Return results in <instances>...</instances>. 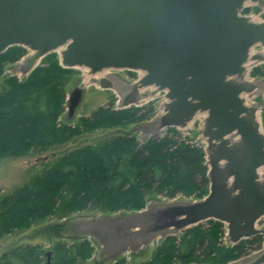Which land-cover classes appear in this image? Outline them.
<instances>
[{"label":"water","instance_id":"1","mask_svg":"<svg viewBox=\"0 0 264 264\" xmlns=\"http://www.w3.org/2000/svg\"><path fill=\"white\" fill-rule=\"evenodd\" d=\"M247 2L264 9V0H0V54L13 46L31 51L14 64L16 75L28 76L57 52L64 67L86 68L90 85L119 92L118 109L164 92L163 113L144 126L143 139L167 127L186 129L203 116L210 183L204 198L152 201L127 217L72 221L107 259L208 220L226 225L231 245L264 236L257 227L264 217L263 105L247 98L263 90L248 76L249 63H264V51L251 53L255 45L264 48V20L242 14ZM104 70L143 75L126 84ZM83 96L81 86L70 90L68 121ZM115 226L128 227V234L116 238ZM46 255L50 264L52 252ZM227 264H264V243Z\"/></svg>","mask_w":264,"mask_h":264},{"label":"trees","instance_id":"2","mask_svg":"<svg viewBox=\"0 0 264 264\" xmlns=\"http://www.w3.org/2000/svg\"><path fill=\"white\" fill-rule=\"evenodd\" d=\"M26 53V48L13 46L0 54V76L8 64L16 63ZM75 72L63 67L58 53L52 52L28 76L12 75L4 79L0 92V158L25 156L35 150L42 152L82 132L148 122L154 117L153 101L118 109L111 100L108 106H100L73 125L64 112L67 85ZM250 75L263 76L264 64L255 66ZM262 122L264 125V112ZM133 132L114 131L95 146L74 149L56 158L14 192L0 194V237L22 223L30 224L31 218L41 220L56 210L60 216L94 208L138 213L146 208V197L150 194L202 199L209 193L203 146L183 136L176 127H167L163 135L161 131L153 132L146 139ZM206 222L207 225L200 223L187 228L180 238L177 235L182 232L162 238L164 243L155 257L145 264H171L174 258L184 263L227 264L245 256L248 249L262 240L258 235L231 245L223 239L222 222ZM117 227L128 234V227L115 226L114 235L119 233ZM83 239L87 236L68 249L61 246L64 244L57 245L70 257L61 259L62 264H74L78 258L91 255L93 249ZM38 253L34 246L17 247L0 255V264H39ZM117 263L125 264L124 260Z\"/></svg>","mask_w":264,"mask_h":264},{"label":"rangeland","instance_id":"3","mask_svg":"<svg viewBox=\"0 0 264 264\" xmlns=\"http://www.w3.org/2000/svg\"><path fill=\"white\" fill-rule=\"evenodd\" d=\"M253 11L256 13L260 12L259 7L252 6ZM256 20H264V12L260 18H255ZM31 51L29 50V53ZM29 53H26L29 54ZM41 64V63H40ZM262 63L261 65H263ZM14 63L8 64L6 66L4 75L0 76V92L4 86V79L8 76L16 75L13 72ZM254 68V63H250V69ZM76 72L73 75L71 82L67 85L68 93L75 86H81L84 88V96L82 103L77 109V114L72 124H77L81 118L89 117L93 111L97 110L100 106H108L111 100L114 101L115 105H117L120 101L121 95L115 89L112 88H102L97 84H89V77L86 75V71L76 68ZM117 76H119L126 84H131L135 82L136 78L143 74L138 70H121L115 72ZM21 77V75H16ZM249 79H255L256 81H260L263 85V90L258 94V96H250L248 95V102H260L263 105L262 110L260 111V116L262 118V113L264 112V75L263 76H248ZM152 88L144 89L143 92H147ZM68 95V94H67ZM145 101H153L155 107V115L160 116L163 113L162 103L164 101L163 93H159L154 97H148ZM144 101V102H145ZM67 113V108L64 112V115ZM64 115L62 120H64ZM203 117V116H201ZM198 117L193 123L189 125L186 129H179L183 136H189L195 144L206 146L205 137L202 135V119ZM151 119V120H152ZM148 122L129 124L126 126L116 127L113 129H101L94 133L82 132L80 135L74 136L67 140L62 144H56L55 146L49 147L45 151H31L30 154L25 156H6L0 158V194L7 195L14 192L15 189L23 185L24 183L31 181L37 173L44 170L46 166H49L54 162L56 158H59L74 149H78L87 145H97L102 138L106 137L109 133L114 131L121 132H130L131 130H135V133L138 137L143 135L145 130L144 126L148 124ZM264 128V125H263ZM166 133V129H163L160 134L163 135ZM193 198H187L182 195H177L174 198H170L163 194H150L146 197V204L154 202H172L174 200H187ZM135 210H121L117 212H109L105 211L101 208H94L90 210H76L69 215L60 216L59 211H53L51 215L42 218L41 220H33L30 219V224H21L9 232L0 237V255L3 253L12 250L14 248L20 247H36L38 250V261L39 264H46L48 251L52 252V259L50 264H62L65 256L70 258L68 254L64 252L63 246L65 249H68L71 244L81 240L83 238L82 232L75 231L72 227V219H80V218H102V217H110V216H120L127 217L135 214ZM24 216L23 213L20 214ZM23 220V218H22ZM264 223V221H262ZM203 225H207V222H202ZM65 226V227H64ZM225 226V225H224ZM71 228L72 230H69ZM184 232V231H183ZM182 233L177 235L178 238L182 236ZM224 234V241H225ZM83 241H87L92 247L91 255L87 258L81 259L78 258L74 264H118L117 262L120 260H124L125 264H145L150 262L156 255L157 249L161 246L163 242L162 238H156L153 242H151L147 247H143L137 252H126L125 254L117 257L113 261L107 262V256L104 258L103 251H98L100 249V244L97 240H93L91 237H87V239H83ZM264 242V236H262V240L255 248L248 249L243 255H248L256 252L258 247L262 246ZM97 243V244H96ZM58 244H64L61 246H57ZM99 247V248H98ZM103 250V249H102ZM171 264H212L210 262H190L184 263L177 258H174Z\"/></svg>","mask_w":264,"mask_h":264},{"label":"flooded vegetation","instance_id":"4","mask_svg":"<svg viewBox=\"0 0 264 264\" xmlns=\"http://www.w3.org/2000/svg\"><path fill=\"white\" fill-rule=\"evenodd\" d=\"M113 74H114V73H113ZM113 74H112V75H113ZM134 80H136V79H134ZM112 83H115V80H114ZM141 136H142V135H141ZM141 136H140V137H141ZM116 229L119 230V233H115V236H116V237H119V238H122V237H123V232H127V231H125V230L123 231V229H122L121 227H117ZM100 249H101L100 251L102 252V251H103L102 248H100ZM130 252H131V251H130Z\"/></svg>","mask_w":264,"mask_h":264}]
</instances>
